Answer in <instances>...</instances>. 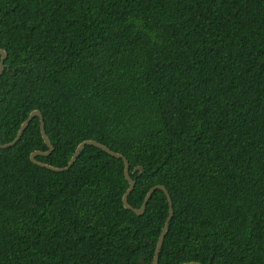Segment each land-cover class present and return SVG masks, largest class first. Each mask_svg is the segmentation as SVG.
I'll list each match as a JSON object with an SVG mask.
<instances>
[{
    "label": "trees",
    "instance_id": "obj_1",
    "mask_svg": "<svg viewBox=\"0 0 264 264\" xmlns=\"http://www.w3.org/2000/svg\"><path fill=\"white\" fill-rule=\"evenodd\" d=\"M0 50L1 144L40 110L39 161L169 189L159 264H264V0H0ZM37 150L0 148V264L154 262L164 190Z\"/></svg>",
    "mask_w": 264,
    "mask_h": 264
},
{
    "label": "water",
    "instance_id": "obj_2",
    "mask_svg": "<svg viewBox=\"0 0 264 264\" xmlns=\"http://www.w3.org/2000/svg\"><path fill=\"white\" fill-rule=\"evenodd\" d=\"M0 57H1V62H0V77L2 76L3 74V71H4V68H5V61L7 59V53L4 51V50H0ZM36 117H40L41 118V126H42V132H43V136L47 142V144L49 145L50 147V150L45 152V151H41V150H37L35 152H33L32 154V160L37 163L38 165L42 166V167H45V168H49L53 171H56V172H64V171H68L70 170L74 165L75 163L77 162L79 156L81 155L82 151L88 146V145H94V146H97L99 148H102L103 150L107 151L109 154L117 157V158H122L125 160V164H126V177L128 179V181L130 182V188L128 189V191L126 192L125 196H124V203H125V206L128 208V209H131L133 211H135L138 215H143L145 214L147 208H148V205H149V202L151 201L152 197L154 196L155 192L159 189H162L166 192V194L168 195V198H169V201H170V215L166 221V224H165V227L162 231V234L160 236V239H159V242H158V246H157V250H156V256H155V260L152 264H159V260H160V253L162 251V248H163V245H164V241H165V238L167 236V233L169 231V228H170V225H171V222L175 216V206H174V200H173V197H172V194L171 192L169 191V189L164 186V185H157L155 187H153L150 192L148 193L147 197H146V200L143 204V206L141 208H135L134 206H132L130 204V195L132 194V192L135 190L136 188V180L132 177L131 175V163L130 161L128 160V158L120 153V152H117V151H114L113 149H111L109 146L97 141V140H93V139H90V140H86L84 142H82L73 158L71 159L70 163L65 166V167H58V166H54L52 164H49V163H46V162H42V161H39L38 160V156H49L53 153V151L55 150V147H54V144L50 138V136L48 135V132H47V127H46V121H45V116L43 114L42 111L40 110H35L31 113V115L27 118V120L23 123L20 131H19V134L17 136V138L12 141V142H9V143H6V144H1L0 143V148H9V147H12L16 144H18V142L22 139L24 133L26 132V130L28 129V127L30 126V124L32 123V121L36 118ZM138 169H141L142 171H145V169L143 167H138ZM183 264H202L200 262H186V263H183Z\"/></svg>",
    "mask_w": 264,
    "mask_h": 264
}]
</instances>
